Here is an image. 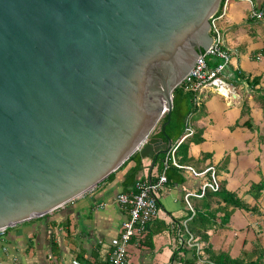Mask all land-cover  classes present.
Masks as SVG:
<instances>
[{"label":"water","instance_id":"obj_1","mask_svg":"<svg viewBox=\"0 0 264 264\" xmlns=\"http://www.w3.org/2000/svg\"><path fill=\"white\" fill-rule=\"evenodd\" d=\"M222 0H0V230L92 190L173 139V91ZM162 124L166 138L151 135Z\"/></svg>","mask_w":264,"mask_h":264},{"label":"crops","instance_id":"obj_2","mask_svg":"<svg viewBox=\"0 0 264 264\" xmlns=\"http://www.w3.org/2000/svg\"><path fill=\"white\" fill-rule=\"evenodd\" d=\"M255 10L264 12V0L227 2L220 21L225 43L234 52L228 65L234 87L229 94L214 89L202 93V104L191 116L195 133L185 161L198 170L214 165L223 188L258 206L260 212L234 209L225 226L209 232L213 248L234 257L250 253L257 244L264 248V190L258 198L251 191L264 181V103L259 98L264 94V15L251 17ZM161 160L159 156L151 167L152 159L143 158L148 168L142 173H157ZM125 172L42 217L6 229L8 250L0 259L5 264H106L111 241L128 216L127 208L115 200L123 191ZM181 176L178 179L169 168L168 182L159 193V215L129 244L131 264H184L185 251L180 248L193 235L190 222L202 198H188L192 210L186 194L199 191L206 176L195 177L186 170ZM223 204L213 198L212 207Z\"/></svg>","mask_w":264,"mask_h":264},{"label":"built area","instance_id":"obj_3","mask_svg":"<svg viewBox=\"0 0 264 264\" xmlns=\"http://www.w3.org/2000/svg\"><path fill=\"white\" fill-rule=\"evenodd\" d=\"M228 0H224L222 9H220L211 18L210 33L212 42L202 52L194 66L187 73L181 85L186 91L195 93V106L201 104L202 93L207 89L221 91L223 94H229L230 88L234 87L233 75L228 70V65L232 61L233 50L227 46L224 40L222 27L219 24L220 19L224 16ZM263 10H255L251 17L262 18ZM191 116L187 119L184 134L176 141L172 142L170 149L163 157V170L156 178L146 172L135 182L134 188L121 191L116 194V201L121 206L127 208V218L122 222L121 232L111 241L112 250L109 260L112 264H131L128 258V247L130 241L135 235H142L146 232L150 222L155 219L160 211L159 193L163 186L168 182L167 169L171 164L188 171L195 177H205L199 191H189L186 194V200L189 207L194 210L192 202L188 200L191 196L203 197L207 190L218 191L221 188V182L214 165L208 166L204 170H198L192 165L181 164L177 160L176 151L178 147L190 136L195 133ZM209 175V176H207ZM194 212V211H193ZM5 231L0 230V241L5 242ZM195 237L191 235L187 241L188 244L193 242ZM8 250L4 243L0 245V254ZM0 264H5L0 259ZM75 264L79 262L75 261Z\"/></svg>","mask_w":264,"mask_h":264},{"label":"trees","instance_id":"obj_4","mask_svg":"<svg viewBox=\"0 0 264 264\" xmlns=\"http://www.w3.org/2000/svg\"><path fill=\"white\" fill-rule=\"evenodd\" d=\"M224 0L221 2V7ZM262 103H264V94L259 96ZM195 106V93L186 91L182 85L177 86L173 91V109L170 114V120L165 127L167 135H169L173 142L178 140L185 131L187 119L190 115L197 109ZM169 118L168 113L165 112L157 125L155 126L151 135L161 136L166 138L165 132L162 129V124ZM188 137L177 149L176 156L177 160L181 164H185L187 157L188 144L193 139ZM162 157L165 154L161 155ZM143 157L140 155L139 151L135 152L118 170L109 175L106 180L113 179L117 172L121 170H126L124 174L123 181V191L130 190L134 188L135 182L140 176H143L148 166L143 165ZM157 162V161H156ZM169 168L175 170V176L182 180L183 169L171 164ZM169 168L166 173L168 174ZM163 170L162 160L160 162V167L157 173H152V178H156L161 174ZM142 173V174H141ZM264 190V181L259 184H254L252 190L254 197H260L262 191ZM216 197L220 201H224L223 205H218L217 207H212L213 198ZM231 207V208H230ZM236 208L250 209L255 212H260L258 206H250L245 200L223 188L221 183V188L218 191L207 190L206 194L201 198V203L197 205V212L192 217L190 222L191 229L193 231L194 240L192 245L186 244L180 248V250L185 251V256L183 257L184 264H264V248L262 246L256 245V247L250 253L242 256H232L228 251L216 250L213 248L210 239L209 232L217 227H223L229 221L230 215ZM218 212H223V215H218ZM219 218V221L218 219ZM131 242V241H130ZM179 250L175 251L172 260L177 258ZM106 264H112L110 260Z\"/></svg>","mask_w":264,"mask_h":264},{"label":"rangeland","instance_id":"obj_5","mask_svg":"<svg viewBox=\"0 0 264 264\" xmlns=\"http://www.w3.org/2000/svg\"><path fill=\"white\" fill-rule=\"evenodd\" d=\"M219 24H220V26H221V21L219 22ZM209 91H210V90H207V91L205 92V94H208L207 92H209ZM201 101H202V100H201ZM201 104H202V102H201ZM201 104H198L197 107L200 108Z\"/></svg>","mask_w":264,"mask_h":264}]
</instances>
